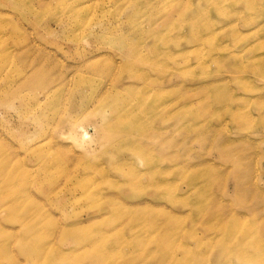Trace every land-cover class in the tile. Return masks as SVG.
Masks as SVG:
<instances>
[{
	"label": "rangeland",
	"instance_id": "1",
	"mask_svg": "<svg viewBox=\"0 0 264 264\" xmlns=\"http://www.w3.org/2000/svg\"><path fill=\"white\" fill-rule=\"evenodd\" d=\"M0 264H264V0H0Z\"/></svg>",
	"mask_w": 264,
	"mask_h": 264
},
{
	"label": "bare ground",
	"instance_id": "2",
	"mask_svg": "<svg viewBox=\"0 0 264 264\" xmlns=\"http://www.w3.org/2000/svg\"><path fill=\"white\" fill-rule=\"evenodd\" d=\"M215 34L216 33H211V34H209L208 36H206L207 38H209V39H211V38H213V37H215ZM87 132L88 131H85V133H84V137H85V135H87ZM102 245V240H100L99 242H96V244H95V246H98V247H100ZM91 258H93V257H90L89 255L88 256H85V255H82L81 256V260L82 261H90L91 260ZM89 259V260H88ZM98 259H100V256H99V258ZM98 259H97V263H99V261H98Z\"/></svg>",
	"mask_w": 264,
	"mask_h": 264
}]
</instances>
